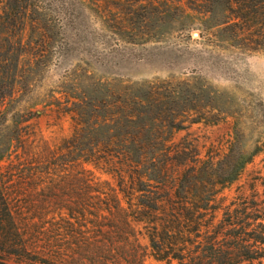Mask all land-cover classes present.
<instances>
[{"label":"rangeland","instance_id":"1","mask_svg":"<svg viewBox=\"0 0 264 264\" xmlns=\"http://www.w3.org/2000/svg\"><path fill=\"white\" fill-rule=\"evenodd\" d=\"M236 2L0 0V168L20 154L18 138L52 147L69 138L70 110L91 124V106H105L102 122L139 100L151 111L143 122H174L167 135L202 156L212 145L261 150L225 190L230 203L264 175V0ZM204 110L225 121L195 123Z\"/></svg>","mask_w":264,"mask_h":264},{"label":"trees","instance_id":"2","mask_svg":"<svg viewBox=\"0 0 264 264\" xmlns=\"http://www.w3.org/2000/svg\"><path fill=\"white\" fill-rule=\"evenodd\" d=\"M144 104L102 122L91 106V124L70 110L73 134L53 147L16 140L0 168V264H264V175L224 193L261 150L202 156L167 135L174 122H143ZM224 121L204 110L195 123Z\"/></svg>","mask_w":264,"mask_h":264}]
</instances>
